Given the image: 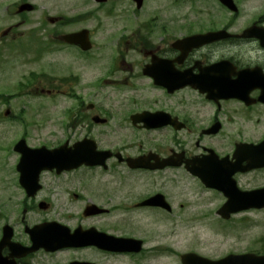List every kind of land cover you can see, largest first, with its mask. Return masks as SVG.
<instances>
[{
    "label": "flooded vegetation",
    "instance_id": "1",
    "mask_svg": "<svg viewBox=\"0 0 264 264\" xmlns=\"http://www.w3.org/2000/svg\"><path fill=\"white\" fill-rule=\"evenodd\" d=\"M149 1L140 7L134 0H43L38 7L33 0H15L5 6L19 19L5 27L6 34L38 12L28 31L42 32V40L26 43L45 59L44 86L35 90L52 100L75 101L61 106L55 117L46 114L47 120H57L51 147L66 144L70 151L86 141L79 151L95 149L103 161L47 172L54 177L78 173L79 185L92 181L95 188H39L32 197L25 191L31 188H0V264H100V254L139 256L144 236L118 226L134 213H164L171 219L174 209L139 207V200L115 205L118 197L110 188H122L134 177L149 176L147 188H179L182 180L192 188H215L192 174V168L202 167L220 171L222 188H264V0H233L236 11L219 0L196 8L192 0L185 13L177 8L179 0H165L171 9L147 10ZM24 3L34 9L18 12ZM250 28L252 33L244 34ZM215 32L228 35L183 40ZM75 33L79 41L63 39ZM16 141L0 143V170L18 180ZM166 159L171 164L157 167ZM156 193L167 200L161 189L147 196ZM116 210L126 218L114 225ZM42 223L63 225L69 233L79 228V245L27 251L32 238L26 228ZM99 231L140 239L142 249H100Z\"/></svg>",
    "mask_w": 264,
    "mask_h": 264
},
{
    "label": "rangeland",
    "instance_id": "2",
    "mask_svg": "<svg viewBox=\"0 0 264 264\" xmlns=\"http://www.w3.org/2000/svg\"><path fill=\"white\" fill-rule=\"evenodd\" d=\"M14 1L0 0L3 7L0 10V143H13L27 132L29 145L50 146L55 142L53 133L57 120H47L46 114L55 117L61 106L73 104L75 101L68 97H56L52 100L45 94L36 95L33 92V89L44 86L42 69L45 59L40 58V55L36 57L24 44L29 42L28 30L30 24H33V16L38 12L28 15L29 22L26 26L10 35H3L5 27L19 20L10 14V9L5 10V6ZM34 1L43 5V0ZM192 3V0H179L177 8L182 11H179L180 13H185L184 10L193 7ZM204 3L205 0H196L195 7L202 8ZM155 8L171 9L173 6L165 0H150L147 10ZM36 35L41 39L43 37L42 32L36 31ZM114 35L116 38L119 34ZM74 67L77 68L78 65ZM31 72L37 73V78L30 79L32 83L23 88L22 92L16 93L18 83L29 79ZM7 109L10 113L5 116L4 111ZM6 155L9 157V154ZM8 161L13 162V158L9 157ZM15 180V173L7 174L6 171L0 170V188H20L15 186ZM77 181L78 173L62 177L46 173L41 176L42 188H95L97 183L90 181L81 186ZM150 181L149 176L134 177L122 188H110L115 197H118L113 203L125 205L127 200L132 201L161 189L174 209L170 215L171 219L168 216L166 218L164 213L130 214V221H124L125 224L118 227L124 228L130 234L144 236V252L140 256L130 257L131 259L100 254L99 261L103 262L100 264H180L179 254L185 252L219 258L229 252L240 253L261 247L260 241L264 240V210L238 214L232 221L227 220L230 222L220 221L214 214V209L223 202L221 194L203 188H192V182L187 184L186 180L179 182V188H147ZM114 214V225L119 219L126 218L120 215V210L114 211L112 215ZM166 249L172 250L173 253Z\"/></svg>",
    "mask_w": 264,
    "mask_h": 264
},
{
    "label": "water",
    "instance_id": "3",
    "mask_svg": "<svg viewBox=\"0 0 264 264\" xmlns=\"http://www.w3.org/2000/svg\"><path fill=\"white\" fill-rule=\"evenodd\" d=\"M198 38L200 37H193L192 39ZM15 150L21 152L18 170L20 172V183L24 188H40V185L38 184V175L42 169H51L55 167L58 171H60L61 169H70L83 162L93 163L92 157H79L76 154L64 156L62 148L55 150H47L44 147L31 149L25 145L23 140L16 144ZM74 152H77V150H74ZM197 173L202 179H209V175L204 172L200 171ZM217 189L222 190L224 195L228 198L226 203L218 210L223 217H228L230 212L237 211L242 208L264 206V189L245 193L240 192L237 188ZM145 203H151V200L144 201L143 204ZM75 236H70L68 233L56 234L50 231H43L39 228L35 230V248L38 246L48 247L51 245V241L67 242L68 238L71 240L77 239ZM100 240L103 241L100 242L102 243L100 246L111 250H127L128 247L132 248L131 246L133 244H139V242H135L132 239L114 237H103V239ZM138 249L139 248L136 250ZM181 260L183 264H264V256H255L252 254L228 255L223 259L211 261L190 253L182 255Z\"/></svg>",
    "mask_w": 264,
    "mask_h": 264
}]
</instances>
